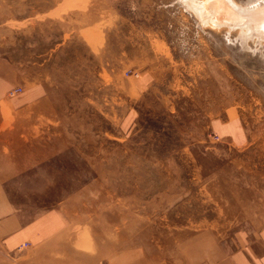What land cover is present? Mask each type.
<instances>
[{
  "label": "rangeland",
  "instance_id": "rangeland-1",
  "mask_svg": "<svg viewBox=\"0 0 264 264\" xmlns=\"http://www.w3.org/2000/svg\"><path fill=\"white\" fill-rule=\"evenodd\" d=\"M210 2L0 0V192L14 208L67 211L89 246L190 249L196 264L251 239L264 35Z\"/></svg>",
  "mask_w": 264,
  "mask_h": 264
},
{
  "label": "crops",
  "instance_id": "crops-1",
  "mask_svg": "<svg viewBox=\"0 0 264 264\" xmlns=\"http://www.w3.org/2000/svg\"><path fill=\"white\" fill-rule=\"evenodd\" d=\"M10 86L0 78V96ZM80 230L69 222L67 211L55 209L27 216L0 192V264H196L190 249L173 258H153L139 249H111L106 243L89 246L80 237ZM217 261L216 264H264V224L245 245Z\"/></svg>",
  "mask_w": 264,
  "mask_h": 264
},
{
  "label": "bare ground",
  "instance_id": "bare-ground-1",
  "mask_svg": "<svg viewBox=\"0 0 264 264\" xmlns=\"http://www.w3.org/2000/svg\"><path fill=\"white\" fill-rule=\"evenodd\" d=\"M210 2V0H208ZM263 1V0H262ZM255 2V1H254ZM212 3V6L213 7H216L214 8V11H217L218 14L220 15H223L224 17V20L226 22H228V19L231 20H235L236 23H238V25L241 27L242 26V29H246V32H250V35H255V34H258L259 37L261 35H264V3L261 4V1L259 2V6L260 7H257L255 8V6H253L252 8H240L238 6H236L234 4V1L233 0H213V2L211 1L210 4ZM241 3V2H240ZM257 3V2H256ZM209 4V3H208ZM199 5L198 3L196 4V6ZM203 5V3H202ZM238 5V4H237ZM252 5V4H251ZM256 5V4H255ZM188 6V5H187ZM206 6V5H204ZM244 6V5H243ZM207 7V6H206ZM194 8H197V7H194ZM199 8V7H198ZM210 9V8H209ZM213 9V8H212ZM216 9V10H215ZM199 10H202L201 8ZM206 10V9H205ZM198 11V10H197ZM208 12V11H207ZM210 12V11H209ZM208 12V13H209ZM203 13V11L201 12ZM200 13V14H201ZM207 13V14H208ZM212 13V12H210ZM209 15V14H208ZM209 16H212L213 15H209ZM217 16V15H216ZM202 18V16H200ZM215 17V16H214ZM220 18V17H219ZM211 19V18H209ZM222 19V17H221ZM218 20V19H217ZM223 20V21H224ZM212 21H214L212 19ZM224 21V23H225ZM215 22V21H214ZM234 22V23H235ZM211 23V22H210ZM217 22H215L214 24H216ZM223 23V22H222ZM223 23V25H225ZM233 23V22H232ZM256 23V24H255ZM230 23H228L229 25ZM215 26H218V25H215ZM237 26V25H236ZM230 27V26H229ZM228 27V28H229ZM258 27V29H257ZM256 28V29H255ZM260 31L259 33L257 32ZM243 31V30H242ZM244 34V33H243ZM243 37V36H242ZM261 37H264V36H261ZM249 38V37H248ZM255 41V40H254ZM250 42V41H249ZM258 44V43H257ZM260 45V44H259Z\"/></svg>",
  "mask_w": 264,
  "mask_h": 264
},
{
  "label": "built area",
  "instance_id": "built-area-1",
  "mask_svg": "<svg viewBox=\"0 0 264 264\" xmlns=\"http://www.w3.org/2000/svg\"><path fill=\"white\" fill-rule=\"evenodd\" d=\"M20 92V89H18V88H15V89H12L11 91H10V96H15L16 94H18Z\"/></svg>",
  "mask_w": 264,
  "mask_h": 264
}]
</instances>
